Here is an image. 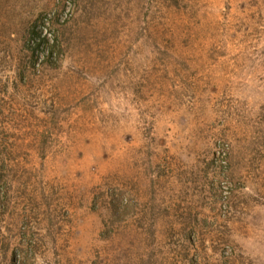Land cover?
<instances>
[{
  "label": "rangeland",
  "instance_id": "1",
  "mask_svg": "<svg viewBox=\"0 0 264 264\" xmlns=\"http://www.w3.org/2000/svg\"><path fill=\"white\" fill-rule=\"evenodd\" d=\"M74 3L0 0V264H264V0Z\"/></svg>",
  "mask_w": 264,
  "mask_h": 264
},
{
  "label": "trees",
  "instance_id": "2",
  "mask_svg": "<svg viewBox=\"0 0 264 264\" xmlns=\"http://www.w3.org/2000/svg\"><path fill=\"white\" fill-rule=\"evenodd\" d=\"M77 3H74V6H76L77 8H79L80 6V1L81 0H76ZM163 2H166L168 0H161ZM168 6V5H167ZM86 9V7H84ZM55 46H57V40L54 41V43L52 44V46L50 45V47H46V49L44 50V53L46 56H52L53 55V48H55ZM53 47V48H52ZM108 211V217L110 220H112V223H116L119 221H122V218H125L126 216V208H124V206L120 207L118 205L112 204V207L107 209ZM196 221V220H195ZM198 229H196V227H193L189 232H188V236L187 239L189 242L193 241V237H195L196 234H198L199 232H197ZM114 232H112L113 234ZM112 237V236H111ZM24 251H28L27 249H25Z\"/></svg>",
  "mask_w": 264,
  "mask_h": 264
}]
</instances>
